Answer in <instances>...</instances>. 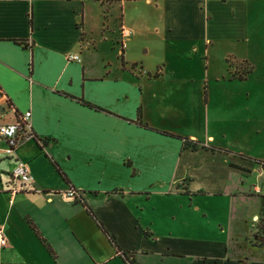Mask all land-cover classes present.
<instances>
[{"label":"crops","instance_id":"crops-1","mask_svg":"<svg viewBox=\"0 0 264 264\" xmlns=\"http://www.w3.org/2000/svg\"><path fill=\"white\" fill-rule=\"evenodd\" d=\"M0 93L35 136L0 153V264H264L229 223L258 216L244 185L264 161L227 142L264 129V0H0ZM42 155L80 200L48 188Z\"/></svg>","mask_w":264,"mask_h":264},{"label":"rangeland","instance_id":"rangeland-1","mask_svg":"<svg viewBox=\"0 0 264 264\" xmlns=\"http://www.w3.org/2000/svg\"><path fill=\"white\" fill-rule=\"evenodd\" d=\"M118 12L116 9L113 10L110 14V22L109 25L111 27H113L115 30V33L118 30V26H119V18H118ZM142 15L144 17H146V19L148 21H156V15H158L156 13V11H154V9H148L146 11L142 12ZM145 48V47H144ZM115 49L118 50V45L115 44ZM142 57L144 58L145 61H148L149 59H151L153 57V54L151 53V51L146 52V53H142ZM204 84L202 85L201 90L197 89V92L195 95L197 96H201V98H203L204 96ZM191 94V92L189 93ZM231 139H229L228 137V144L230 146V148L232 149H236V150H240V151H235V152H241L242 154L251 157V158H258L264 161V129H258L257 131L253 130L250 131L248 133H246L245 135L238 137L237 139H232L233 137H230ZM21 145V144H20ZM4 145L3 143H0V148H2ZM40 158L37 159V161H41L40 164H32L31 166H35L38 167L48 188L51 190H55L58 192H61L65 189H67L65 182L62 180L60 174H58V172L54 169V167L48 162V160L42 155L39 156ZM36 161V162H37ZM263 174L261 176H257L256 172H252V176L250 178V184L247 185V183H245L244 187H248V189L250 190L251 195H253L250 198V200L245 201V203H243L244 205V209L245 208H250V206L253 204L252 203V198L256 199L257 194L254 193L252 191V186L253 184L256 185L258 188L261 187L262 190H264V168H263ZM3 176V175H2ZM4 178H6V180L8 179V176H4ZM213 201V200H211ZM236 206H239V204H237ZM243 209V210H244ZM258 214V213H257ZM197 219L202 220L200 217H198ZM204 219H209V224L211 225V230L214 232V234H218L219 229L216 227H213V223H214V217H204ZM203 219V221H205ZM198 220V221H199ZM230 224L235 225V226H240V225H247V228L252 229V232L249 236L250 241H253L254 243H257L260 246L264 247V244H261L259 240L256 236L264 238V201H262V205H261V209L259 211V214L257 217L254 218V220H252L250 218V215H241L240 217H233L231 218V221H229ZM246 227V226H245ZM244 228V227H242ZM263 242V241H262ZM242 249H246L244 250V254L245 256L249 257V258H261L264 260V249H260V250H250L248 247V244L245 243V245H242Z\"/></svg>","mask_w":264,"mask_h":264},{"label":"built area","instance_id":"built-area-1","mask_svg":"<svg viewBox=\"0 0 264 264\" xmlns=\"http://www.w3.org/2000/svg\"><path fill=\"white\" fill-rule=\"evenodd\" d=\"M123 36L128 35V31L122 29L121 31ZM67 59H72L79 61L78 55L70 54L67 56ZM5 100V96L0 93V107L1 103ZM30 112L24 111L22 114L18 115L16 119L12 122H7L1 119L0 115V143H3V147L0 148V153L5 156H12L14 150L23 142L35 138L34 134L31 132L30 126L28 124ZM10 177L13 182L19 183L20 185H26L30 183L31 176L27 170L25 163L20 160H16L14 167L11 170ZM12 191H15L14 188H11ZM64 195L68 198L74 200H80L79 191L75 190L72 187H68ZM6 244V238L2 231L0 230V247Z\"/></svg>","mask_w":264,"mask_h":264},{"label":"trees","instance_id":"trees-1","mask_svg":"<svg viewBox=\"0 0 264 264\" xmlns=\"http://www.w3.org/2000/svg\"><path fill=\"white\" fill-rule=\"evenodd\" d=\"M164 134H168L165 131H161ZM35 139V138H34ZM60 175L63 177V174L59 171ZM64 178V177H63ZM84 204V203H83ZM85 210L87 212V214L93 219V221L95 222L96 226L101 230V232H103V234L107 237L108 241L115 245L114 242V238L113 236L108 233L105 228L102 226L101 222L95 217V215L93 214V212L90 210V208L86 205H84ZM31 228L33 229V231L35 232V235L40 239L41 243L45 246L46 250L48 251V253H50L51 255H53L51 248L47 245V243L44 241V239L42 237L39 236L38 232L36 231V229H34L33 226H31ZM261 244H264V241L262 242L259 241ZM121 259L123 260L124 264H132L131 259H129L127 256L124 255V253L121 252L120 254Z\"/></svg>","mask_w":264,"mask_h":264},{"label":"water","instance_id":"water-1","mask_svg":"<svg viewBox=\"0 0 264 264\" xmlns=\"http://www.w3.org/2000/svg\"><path fill=\"white\" fill-rule=\"evenodd\" d=\"M258 239L264 241V238L261 239V237H258Z\"/></svg>","mask_w":264,"mask_h":264}]
</instances>
